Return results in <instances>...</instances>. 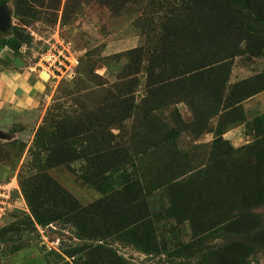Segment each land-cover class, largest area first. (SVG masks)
Instances as JSON below:
<instances>
[{
    "label": "rangeland",
    "instance_id": "rangeland-1",
    "mask_svg": "<svg viewBox=\"0 0 264 264\" xmlns=\"http://www.w3.org/2000/svg\"><path fill=\"white\" fill-rule=\"evenodd\" d=\"M18 1L0 0V42L13 41L15 49L0 47V57L13 56L20 68H33L34 74L44 70L54 78L43 73L41 80L48 83L35 110L0 127L5 131L0 133V182L11 181L15 188L13 209L0 218V264H101L82 253L67 255L88 244L78 240L71 223L35 225L33 230L34 216L23 192L24 183L46 164L47 153L36 144L39 129L55 134L61 129L57 125L84 120L101 101V82L86 78L92 65L108 88L121 84L128 91L134 88L133 78L139 81L124 99L136 107L133 118L90 132L98 138L112 134L119 147H127L126 176L143 187L140 235L149 238L150 247L128 236L107 238L119 264H264V203L244 208L249 232L241 240L246 250L233 248L232 256H223L225 262L219 257L238 241L228 226L242 213L240 203L233 204L236 198L226 196L229 177L236 169L264 170V92L240 104L238 113L212 116V107L202 106L201 97L161 108L159 102L170 101L159 98L164 94L150 98L146 72L125 71L132 62L129 53L161 34L165 19L179 13L186 0H23L21 8ZM60 47L80 65L57 78L54 66L44 61ZM263 73L264 50L257 58L243 55L232 64L229 84ZM88 136L71 137L61 147L77 155L88 146L98 151L99 141L93 144ZM48 174L83 207L102 199L87 182L84 159ZM255 217L257 223H250Z\"/></svg>",
    "mask_w": 264,
    "mask_h": 264
},
{
    "label": "trees",
    "instance_id": "trees-1",
    "mask_svg": "<svg viewBox=\"0 0 264 264\" xmlns=\"http://www.w3.org/2000/svg\"><path fill=\"white\" fill-rule=\"evenodd\" d=\"M24 3L19 0L18 6L21 8ZM181 11L165 19L161 34L150 44L129 53L132 62L125 71L137 68L135 75L141 70L146 72L150 98L164 94L159 98L170 102H159L163 108L201 97L202 106H211V115L218 116L231 110L236 113L240 104L264 92V73L229 84L232 64L237 57L257 58L263 53L264 0H186ZM0 47L15 50L13 41L2 40ZM93 68L92 65L86 71V78L92 84L95 80L101 82L97 86L100 88L97 97L101 101L89 108L90 113L84 120L69 119L57 125V129H61L55 134L42 127L39 129L36 144L47 153L46 164L24 183L23 192L34 216L33 230H36L35 225L71 223L78 231V240L88 244L83 245V249L68 252L69 257L82 253L93 262L119 264L122 261L110 248L107 238L128 236L142 247H150L149 238L140 235L144 225L138 213L146 206L142 202L143 187L139 180L126 176L127 147H119L112 134L98 138L90 132L94 127L115 125L133 118L136 107L124 99L130 98L139 81L133 78L130 82L134 88L128 91H124L123 86L120 88L121 84L108 88L93 73ZM64 133L67 134L64 136ZM83 135H89L93 144L99 141L98 151L88 146L77 155L61 147L62 141L71 137L81 140ZM261 143L264 147V138ZM80 159L88 164L87 182L102 193V199L86 207L48 174L53 168ZM226 191L231 200L236 198L233 204L240 203L237 210L242 213L229 223L228 233L238 241L220 253V263L225 262L223 256L226 259L232 256L233 248L246 250L241 240L249 232L244 208L264 203V170L260 167L247 172L236 169L229 177ZM255 218L250 223L256 224L259 218Z\"/></svg>",
    "mask_w": 264,
    "mask_h": 264
},
{
    "label": "crops",
    "instance_id": "crops-1",
    "mask_svg": "<svg viewBox=\"0 0 264 264\" xmlns=\"http://www.w3.org/2000/svg\"><path fill=\"white\" fill-rule=\"evenodd\" d=\"M5 57H0V127L5 124L9 127L8 123H13L15 118L35 110L40 100L39 94L46 89L48 83L41 80L43 73L49 79L54 78V75L44 70L34 74L33 68H20L13 56ZM38 65L40 66L39 63ZM59 77L57 73V78ZM0 133L5 134V131L0 129Z\"/></svg>",
    "mask_w": 264,
    "mask_h": 264
},
{
    "label": "built area",
    "instance_id": "built-area-1",
    "mask_svg": "<svg viewBox=\"0 0 264 264\" xmlns=\"http://www.w3.org/2000/svg\"><path fill=\"white\" fill-rule=\"evenodd\" d=\"M49 60H41L47 63L48 66H54L60 77L65 76L67 73H73V70L78 67L79 60L70 52H66L62 47L56 50L54 53L47 55ZM51 62L52 64H50ZM61 72L66 73L62 76ZM12 182H0V218L6 213H9L13 209V203H11L13 191Z\"/></svg>",
    "mask_w": 264,
    "mask_h": 264
}]
</instances>
